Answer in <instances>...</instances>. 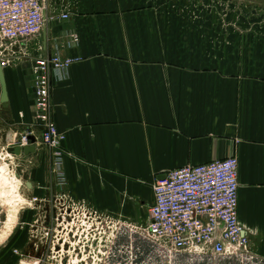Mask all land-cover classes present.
<instances>
[{"label":"crops","instance_id":"crops-1","mask_svg":"<svg viewBox=\"0 0 264 264\" xmlns=\"http://www.w3.org/2000/svg\"><path fill=\"white\" fill-rule=\"evenodd\" d=\"M176 3L47 0L40 35L3 69L0 161L26 175L45 208L144 226L155 179L235 157L237 218L252 253L246 263L264 264V60H210L201 43L209 31L178 28ZM52 55L74 61L51 77L52 119L65 134L64 187L53 182L33 128L31 64ZM26 129H34L37 153L7 156V134Z\"/></svg>","mask_w":264,"mask_h":264},{"label":"built area","instance_id":"built-area-1","mask_svg":"<svg viewBox=\"0 0 264 264\" xmlns=\"http://www.w3.org/2000/svg\"><path fill=\"white\" fill-rule=\"evenodd\" d=\"M46 1L0 0L2 69L9 66L19 47L40 35ZM59 19L67 20L68 16L60 15ZM71 38L73 43L78 42L75 34ZM73 62L52 55L34 59L30 70L34 93L33 128L39 132L41 146L50 154L51 178L60 187L66 185L62 149L65 134L59 132L52 119L51 77L54 72L67 71ZM33 130L21 133L20 147L28 145L27 138L34 136ZM237 172L235 157L172 170L152 183L153 203L148 209V224L139 226L99 217L100 224H110L116 231L115 240L128 244V264L133 256L139 264H218L232 259L246 263L252 259V253L237 218ZM75 210L76 215L86 218L87 213L82 208ZM138 241L150 246L148 255L140 252L142 247ZM134 244L138 248L137 256L130 252ZM145 257L148 262L144 263Z\"/></svg>","mask_w":264,"mask_h":264},{"label":"rangeland","instance_id":"rangeland-1","mask_svg":"<svg viewBox=\"0 0 264 264\" xmlns=\"http://www.w3.org/2000/svg\"><path fill=\"white\" fill-rule=\"evenodd\" d=\"M176 1L177 5L170 7L182 14L177 16L173 12L178 18V28L209 31V37L201 43L210 46L207 53L210 60L230 57L264 60V0ZM163 2L169 3V0ZM183 18L187 22L181 21ZM0 166L6 168L0 176V264H89L88 257L95 264H122L128 257L129 248L124 250L122 241L115 240L116 231L110 224H100L98 217L76 215V208H62L57 204L55 208H45L44 201L40 203L38 196H31L23 188L27 181L25 174L14 189L10 186L14 175L10 166L1 161ZM138 243L142 247L140 252L148 255L150 246ZM130 252L131 255L138 253L135 244L131 245ZM136 259L133 256L129 264H139ZM145 262H148L146 257ZM224 263L241 264L234 259Z\"/></svg>","mask_w":264,"mask_h":264},{"label":"water","instance_id":"water-1","mask_svg":"<svg viewBox=\"0 0 264 264\" xmlns=\"http://www.w3.org/2000/svg\"><path fill=\"white\" fill-rule=\"evenodd\" d=\"M0 91H1V95H0V104L4 105L7 103V89H6V82H5V77H4V72L3 69L0 66ZM7 139L5 142V153L7 154V156L13 158V159H20V158H27L30 155H35L37 153V150L35 148V139L34 137H28L27 141H28V145L20 147V138H21V134L19 135H14L13 137L11 136V134H7ZM15 178L20 179L21 178V172L20 170L17 168L15 170V174H14ZM25 187L27 188V190L31 189V184L29 182H25L24 183Z\"/></svg>","mask_w":264,"mask_h":264},{"label":"flooded vegetation","instance_id":"flooded-vegetation-1","mask_svg":"<svg viewBox=\"0 0 264 264\" xmlns=\"http://www.w3.org/2000/svg\"><path fill=\"white\" fill-rule=\"evenodd\" d=\"M255 1H256V0H255ZM222 2H223V1H222ZM224 4H225V3H224ZM211 16H212V17H215V14H214V13H211ZM236 19H237V18H236ZM1 117H2L5 121L8 120V118H9L8 115H4V116H1ZM122 244H124V245L126 246V247L123 246L124 250H125V249L127 250V249H128V244H127L126 242H122ZM90 246H91V245H90ZM90 249H91V248H90ZM110 250H112V249H110ZM89 254H90V253H89ZM89 254H88V255H89ZM76 256H77V255H76ZM76 256H75V257H76ZM39 258H40V257H39ZM127 258H128V257H126V259H123V263H122V264H128V262H127L128 259H127ZM39 260H43V259L40 258ZM106 260H108V259H106ZM86 261H87V263H89V264H95V263L93 262V258H92V257H91V258L88 257ZM224 262H226V261L223 260V261L220 262V264H225ZM43 263H44V260H43Z\"/></svg>","mask_w":264,"mask_h":264},{"label":"bare ground","instance_id":"bare-ground-1","mask_svg":"<svg viewBox=\"0 0 264 264\" xmlns=\"http://www.w3.org/2000/svg\"><path fill=\"white\" fill-rule=\"evenodd\" d=\"M6 162V161H5ZM5 170H6V168L4 167V166H0V176L2 177V175L3 174H1V173H4L5 172ZM6 176V175H5ZM13 177V179L11 180V184H10V186L11 187H13L14 189H17L16 187V184H18V183H20L19 182V180H18V178H15V176L13 175L12 176ZM9 183V182H8ZM15 186V187H14ZM16 193V192H15Z\"/></svg>","mask_w":264,"mask_h":264}]
</instances>
